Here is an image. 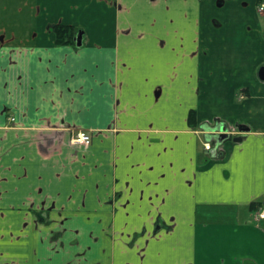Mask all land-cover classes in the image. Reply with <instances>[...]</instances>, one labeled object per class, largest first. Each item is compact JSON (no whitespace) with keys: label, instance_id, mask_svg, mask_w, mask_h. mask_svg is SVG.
<instances>
[{"label":"crops","instance_id":"0c3cea01","mask_svg":"<svg viewBox=\"0 0 264 264\" xmlns=\"http://www.w3.org/2000/svg\"><path fill=\"white\" fill-rule=\"evenodd\" d=\"M257 1L0 0V264H264Z\"/></svg>","mask_w":264,"mask_h":264},{"label":"trees","instance_id":"16d2710c","mask_svg":"<svg viewBox=\"0 0 264 264\" xmlns=\"http://www.w3.org/2000/svg\"><path fill=\"white\" fill-rule=\"evenodd\" d=\"M54 33H55V44L57 45H74L76 46V40L75 37L78 33L82 32L81 29L76 28L72 25H65V24H55L54 27ZM194 116L195 111L191 110L188 114V121L191 126L194 125ZM260 206V202H252L249 205V208L251 210H258Z\"/></svg>","mask_w":264,"mask_h":264},{"label":"built area","instance_id":"2783aa9c","mask_svg":"<svg viewBox=\"0 0 264 264\" xmlns=\"http://www.w3.org/2000/svg\"><path fill=\"white\" fill-rule=\"evenodd\" d=\"M259 10L264 11V2L259 4ZM11 120H14L13 117L10 118ZM230 132V131H228ZM70 142L72 144H79V145H88L91 142V133L86 130H78L76 132H73L70 137ZM218 139L217 136L212 139H209L208 141L203 142V148L207 151L216 149L218 147ZM256 215L260 219H264V208L260 207L256 211Z\"/></svg>","mask_w":264,"mask_h":264},{"label":"water","instance_id":"95a60500","mask_svg":"<svg viewBox=\"0 0 264 264\" xmlns=\"http://www.w3.org/2000/svg\"><path fill=\"white\" fill-rule=\"evenodd\" d=\"M75 40H76L77 46H80L82 44L80 33H78V35L75 37ZM258 76L261 80H264V66H261L258 69ZM213 131H218V133H216L218 143H221L223 140L228 139L230 137V134L228 132L229 128H228L227 124H225V123H222L221 125L214 127ZM240 140H241L240 137H234L233 138V141H240Z\"/></svg>","mask_w":264,"mask_h":264},{"label":"rangeland","instance_id":"374dc122","mask_svg":"<svg viewBox=\"0 0 264 264\" xmlns=\"http://www.w3.org/2000/svg\"><path fill=\"white\" fill-rule=\"evenodd\" d=\"M253 14V13H252ZM254 15H256L259 18V21H261V23L264 26V15L260 14L258 11H256V7H254ZM260 54H263L262 48L260 49ZM262 57V56H261ZM204 140V139H203Z\"/></svg>","mask_w":264,"mask_h":264},{"label":"flooded vegetation","instance_id":"af4514ba","mask_svg":"<svg viewBox=\"0 0 264 264\" xmlns=\"http://www.w3.org/2000/svg\"><path fill=\"white\" fill-rule=\"evenodd\" d=\"M256 1H257V0H256ZM262 2H264V0H258V1L256 2V5H257V11H258L259 13H261V14H264V11H260V10H259V4L262 3Z\"/></svg>","mask_w":264,"mask_h":264}]
</instances>
